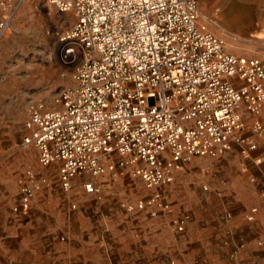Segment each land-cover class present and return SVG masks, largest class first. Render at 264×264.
<instances>
[{
  "label": "built area",
  "instance_id": "2783aa9c",
  "mask_svg": "<svg viewBox=\"0 0 264 264\" xmlns=\"http://www.w3.org/2000/svg\"><path fill=\"white\" fill-rule=\"evenodd\" d=\"M24 1L0 0V39ZM43 1L75 17L58 35V58L73 71L74 85L54 97L55 109L31 104L20 147L34 146L43 168L58 167L64 192L89 177L83 188L97 196V178L129 168L150 194L126 211L155 217L169 209L162 188L192 158L257 150L245 117L264 109V60L228 52L198 23L199 0ZM250 133L263 135L259 121ZM36 183L28 172L15 215L29 212ZM187 219L175 222L177 232Z\"/></svg>",
  "mask_w": 264,
  "mask_h": 264
},
{
  "label": "rangeland",
  "instance_id": "374dc122",
  "mask_svg": "<svg viewBox=\"0 0 264 264\" xmlns=\"http://www.w3.org/2000/svg\"><path fill=\"white\" fill-rule=\"evenodd\" d=\"M199 11L198 23L228 52L264 60V0H199ZM74 21L43 0H25L0 39V264H227L210 237L217 229L222 241L223 218L233 215L217 195L218 173H232L233 163L192 158L162 188L169 209L150 217L126 211L150 194L129 168L97 178V196L83 188L89 177L64 192L58 167L43 168L34 146L20 147L31 104L55 109L54 97L74 85L58 58V35ZM28 172L37 179L31 208L15 215ZM181 217L188 219L177 232Z\"/></svg>",
  "mask_w": 264,
  "mask_h": 264
},
{
  "label": "crops",
  "instance_id": "0c3cea01",
  "mask_svg": "<svg viewBox=\"0 0 264 264\" xmlns=\"http://www.w3.org/2000/svg\"><path fill=\"white\" fill-rule=\"evenodd\" d=\"M254 120L259 121L264 129V109L258 116L245 117V135L256 143L257 150L250 157H245L237 148H233L217 159L223 165H235L232 173L223 170L218 173L221 185L217 190V195H224L220 200H225L232 206L233 215L231 212L227 213L223 218L224 225L221 229L218 227L224 236L222 241H219L216 234L217 229L210 237L211 246L214 244L218 247L215 253L226 258L227 264H264V133L261 137L250 136V125ZM258 158L261 159V164L255 165L254 160ZM251 208H256L257 212L254 220L248 222L246 216ZM225 242L228 244L225 245ZM222 244L224 247H221ZM239 244L241 247L233 257L232 252Z\"/></svg>",
  "mask_w": 264,
  "mask_h": 264
},
{
  "label": "bare ground",
  "instance_id": "6f19581e",
  "mask_svg": "<svg viewBox=\"0 0 264 264\" xmlns=\"http://www.w3.org/2000/svg\"><path fill=\"white\" fill-rule=\"evenodd\" d=\"M201 17H202V15H201ZM54 53L56 54V49H55Z\"/></svg>",
  "mask_w": 264,
  "mask_h": 264
}]
</instances>
